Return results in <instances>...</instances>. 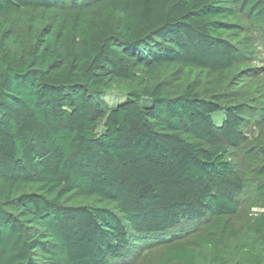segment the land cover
Returning <instances> with one entry per match:
<instances>
[{"label": "trees", "instance_id": "16d2710c", "mask_svg": "<svg viewBox=\"0 0 264 264\" xmlns=\"http://www.w3.org/2000/svg\"><path fill=\"white\" fill-rule=\"evenodd\" d=\"M246 20L264 0H0V264H129L186 222L158 264H264V211L229 222ZM250 156L264 200V134Z\"/></svg>", "mask_w": 264, "mask_h": 264}, {"label": "rangeland", "instance_id": "374dc122", "mask_svg": "<svg viewBox=\"0 0 264 264\" xmlns=\"http://www.w3.org/2000/svg\"><path fill=\"white\" fill-rule=\"evenodd\" d=\"M243 30L251 39L254 48L253 57L246 64L252 71L245 70L239 76L237 87L228 86L223 91H231L230 96L243 100L247 106V115L242 126L245 139L237 146L230 147L228 151L234 168L244 177L243 187L235 196L237 210L229 218V222L235 229L246 233L250 222L264 211V200L258 193L260 179L256 161L250 156V149L254 148L256 138L264 134V36L261 30L248 20L243 22ZM122 91L124 88L113 86L111 91L102 94V98L112 104L120 99L119 94H122ZM212 116L214 121L219 123L223 118V112H216ZM102 130L103 123L99 121L95 132L99 134ZM178 228H180L178 231L170 235L161 238L147 237L141 242H136L129 264H158L165 238L173 239L170 241H187L194 240L196 235L202 233L201 222H186Z\"/></svg>", "mask_w": 264, "mask_h": 264}]
</instances>
